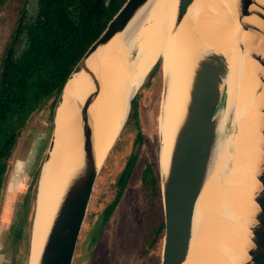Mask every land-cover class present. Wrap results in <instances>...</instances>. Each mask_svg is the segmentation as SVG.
<instances>
[{
    "label": "bare ground",
    "instance_id": "bare-ground-1",
    "mask_svg": "<svg viewBox=\"0 0 264 264\" xmlns=\"http://www.w3.org/2000/svg\"><path fill=\"white\" fill-rule=\"evenodd\" d=\"M175 2L149 0L124 31L87 58L86 65L99 83L88 108L93 158L101 168L127 120L132 96L159 58L164 93L156 131L162 177L186 112L196 61L210 48L222 52L227 69L219 136L196 200L192 238L183 264H243L254 208L252 195L257 187L255 173L262 157L264 102L262 91L257 89V66L247 51L261 44L251 32L240 31L235 0H193L180 25L172 29ZM237 41L243 43L244 50ZM91 90L93 84L84 71L66 86L51 130L54 145L48 161H43L35 187L27 264H36L67 186L83 171L85 156L78 107ZM228 117H232L234 130L222 139Z\"/></svg>",
    "mask_w": 264,
    "mask_h": 264
},
{
    "label": "water",
    "instance_id": "water-1",
    "mask_svg": "<svg viewBox=\"0 0 264 264\" xmlns=\"http://www.w3.org/2000/svg\"><path fill=\"white\" fill-rule=\"evenodd\" d=\"M192 1L176 0L172 29H176L180 25ZM108 2L109 0H105L106 4ZM148 2L149 0H124L104 30L90 44L73 67L57 94L52 108V131L57 111L65 98L68 81L84 71L93 84V90L86 95L78 107L85 165L83 171L71 181L62 196L42 249L37 256L36 264H72L93 185L100 170L96 166L92 154V130L88 116V108L98 92L99 83L95 73L87 67L86 60L116 33L124 31ZM38 5L39 0H27L25 8L32 16V20H35L37 16ZM235 11L240 31L251 32L255 37L254 40L260 41V47L251 46L247 53L257 66L256 75L260 83L257 89L258 92L262 91L264 96V0H235ZM250 17L254 19H250ZM237 44L241 50H244L241 41H237ZM226 69L224 54L215 48H210L203 53L193 68L186 112L170 152L168 168L162 177L160 176L164 210L160 264H183L186 260L192 238L194 208L216 142L222 111H220V107L225 103L224 79ZM129 111L130 108L127 118ZM261 111L263 113L261 127L263 135L262 157L255 173L257 187L252 195L254 208L248 224L249 241L243 264H264V102ZM52 131L44 162L48 161L54 145V137L51 136ZM44 162L40 166L37 183ZM32 222L29 238L32 237L33 232Z\"/></svg>",
    "mask_w": 264,
    "mask_h": 264
},
{
    "label": "rangeland",
    "instance_id": "rangeland-1",
    "mask_svg": "<svg viewBox=\"0 0 264 264\" xmlns=\"http://www.w3.org/2000/svg\"><path fill=\"white\" fill-rule=\"evenodd\" d=\"M26 3L27 0H6L0 4V57L10 40L19 9ZM160 62L158 59L155 67L151 73L147 74L132 98L137 102L139 126L145 137V145L138 151V165L146 158L147 154H153L155 144L159 148L156 119L162 110L164 93V76L160 69ZM52 101L53 97H49L44 105L32 114L22 130L9 160L8 178L4 179L0 191V264H27L30 227L35 202V188L31 186L28 190L27 187L32 172L39 170L50 141ZM223 107L222 104L220 111H223ZM126 121L120 137L116 138L105 158L103 164L106 166L102 165V169L100 168L96 176L73 256V259L76 258V260L74 262L72 260V264H104V262L99 263L100 257L95 262L90 258L86 260L88 249L86 233L83 232L88 230L89 223L94 222L96 211L114 193L117 176L133 146L135 130L129 132V121ZM146 121L157 137L154 136V133L149 132ZM233 130L232 117H228L221 138L227 137ZM218 136L219 132H217L216 141ZM108 156H112V160L106 163ZM137 176H134L126 194L127 211L133 215L134 219L131 227L129 226L125 230L128 235V243L134 249L132 256L126 257V264H160L162 239L148 254H141V237L147 232V224L158 216V207L156 201H148L146 194L140 189ZM27 193H30L31 197L28 200L29 194ZM98 251L108 255L107 248L98 249L96 247L93 254Z\"/></svg>",
    "mask_w": 264,
    "mask_h": 264
},
{
    "label": "trees",
    "instance_id": "trees-1",
    "mask_svg": "<svg viewBox=\"0 0 264 264\" xmlns=\"http://www.w3.org/2000/svg\"><path fill=\"white\" fill-rule=\"evenodd\" d=\"M123 2L39 0L35 20L21 6L0 57V186L6 161L32 114L49 97L53 107L67 76Z\"/></svg>",
    "mask_w": 264,
    "mask_h": 264
},
{
    "label": "flooded vegetation",
    "instance_id": "flooded-vegetation-1",
    "mask_svg": "<svg viewBox=\"0 0 264 264\" xmlns=\"http://www.w3.org/2000/svg\"><path fill=\"white\" fill-rule=\"evenodd\" d=\"M23 45V42H22ZM22 45L15 44V50L20 51ZM156 65V64H155ZM152 67V69L155 67ZM150 70V73L152 71ZM137 108V102L135 100L131 101L130 112L128 116L129 121V132L134 133L133 146L131 151L126 158L123 167L121 168L117 179L115 181V190L114 193L107 199V202L103 203L100 208L96 211V218L93 223H89L86 233L87 241V254L88 257L86 260L93 259L94 262L98 257L99 263L104 262V264H126V257L132 256L134 253L133 247L128 243V235L126 228L131 227L132 222L134 221L133 215L127 211L126 199L127 189L131 185L134 176L139 179L140 189L146 194L148 201H156L158 207V216L149 222L146 226L147 232L141 237L140 247L142 248L141 254H148L151 249H154L158 241L163 238L164 232V210L162 202V194L160 187V175L158 169V146L155 144V151L153 154H147L140 164L138 165V151L142 149L145 145V137L139 126V113ZM127 122V121H126ZM147 123V121H146ZM27 124V123H26ZM150 133H154L153 129L149 128ZM26 126V125H25ZM22 133V131H21ZM122 132L118 135L120 137ZM21 135V134H20ZM20 137V136H19ZM18 137V139H19ZM157 137V136H156ZM17 139V142H18ZM17 142L12 149L10 156L6 161V167L4 174L2 176V182L0 186V191L3 187L4 179L8 178L9 173V160L12 156V153L17 145ZM23 162L21 159H18ZM17 160V161H18ZM112 160V156H108L106 163ZM16 161V162H17ZM16 165V164H15ZM104 165V164H103ZM106 166V164L104 165ZM22 167V165H21ZM103 167V166H102ZM102 169V168H101ZM40 170V167H39ZM39 170L36 172L33 171L30 175V181L28 187H36ZM16 171V168H15ZM35 184V185H33ZM29 190V189H28ZM30 192V191H29ZM32 193V192H31ZM28 198L30 193H27ZM31 198V197H30ZM127 200V201H126ZM126 208L124 210V208ZM98 249H108V255H104L98 251L94 253V248ZM109 259V261H106ZM76 258L73 259V262Z\"/></svg>",
    "mask_w": 264,
    "mask_h": 264
}]
</instances>
